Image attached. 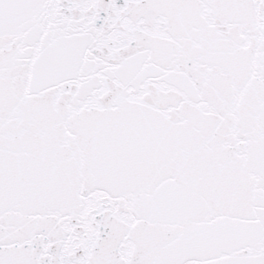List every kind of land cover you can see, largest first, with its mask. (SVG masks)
Returning <instances> with one entry per match:
<instances>
[{"label": "snow or ice", "instance_id": "1", "mask_svg": "<svg viewBox=\"0 0 264 264\" xmlns=\"http://www.w3.org/2000/svg\"><path fill=\"white\" fill-rule=\"evenodd\" d=\"M0 264H264V0H0Z\"/></svg>", "mask_w": 264, "mask_h": 264}]
</instances>
